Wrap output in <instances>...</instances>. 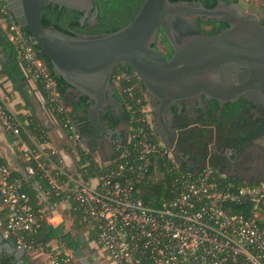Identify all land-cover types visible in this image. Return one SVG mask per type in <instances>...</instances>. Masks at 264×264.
I'll use <instances>...</instances> for the list:
<instances>
[{"label":"built area","instance_id":"1","mask_svg":"<svg viewBox=\"0 0 264 264\" xmlns=\"http://www.w3.org/2000/svg\"><path fill=\"white\" fill-rule=\"evenodd\" d=\"M248 1L264 9V0ZM4 30L20 51L25 73L40 81L52 110L68 130H63L59 144L35 143L33 148L22 137L26 129L17 114L0 104V123L12 136L10 143L37 163L58 199L53 204L40 198L34 207L22 190V180L12 178L13 170L0 164V230L6 239L13 237L17 247H27L26 234H36L43 226L59 227L66 220L64 212L74 211L86 229L85 251L99 264H264V180L236 187L208 158L202 168L191 166L174 176L169 202L159 208L147 206L137 197V185L148 174L153 156L172 160L173 169L179 163L154 135L150 104H143L142 93L135 103L139 117L131 120L137 128L122 141L116 139L113 150L105 155L87 148L81 142L85 136L78 121L68 116L71 109L32 40L24 37L18 24ZM91 149L93 157L86 159ZM82 157L84 164H80ZM69 158L75 161L73 167ZM25 170L29 176L35 174L33 167ZM89 234L96 239L90 242ZM72 252L56 244L47 255L50 264H79Z\"/></svg>","mask_w":264,"mask_h":264},{"label":"water","instance_id":"2","mask_svg":"<svg viewBox=\"0 0 264 264\" xmlns=\"http://www.w3.org/2000/svg\"><path fill=\"white\" fill-rule=\"evenodd\" d=\"M95 1L7 0V9L20 27L28 28L51 62L54 74L69 85L67 94L74 90L79 93L78 99L88 98L89 117L102 132L100 136L106 135L112 142L122 139L119 131L105 129L98 120L113 106H119L124 112L112 83L114 71L120 66L132 68L142 82L157 121L168 108L186 109L185 104L193 102L192 98L202 96L207 99L199 101L212 100L221 106L243 98L252 106L264 108V26L256 15L247 11L244 1L216 0L214 8H207L200 1L145 0L127 26L104 34L77 35L71 30L65 33L45 28L42 23L41 11L48 5L89 15ZM98 13L96 7L94 15L90 16L97 24ZM199 18L224 21L229 26L218 34L209 35L201 29ZM162 34L173 51L169 60L156 46ZM12 55L10 49L4 62L13 72ZM27 80L26 76L19 79V91ZM0 129L3 133L1 156L13 171L28 179L29 174L17 158L1 123ZM153 131L165 145L174 149L173 144L158 134L156 127ZM81 142L91 148L86 137H82ZM63 150L66 151L67 146H63ZM177 161L183 162L179 157ZM76 170L77 173L82 171L79 165ZM45 240L50 237L46 236ZM80 240L83 245L87 244L84 236ZM3 251L12 256V264H26L29 248L17 247L0 230V254ZM72 255L79 264H99L95 256H89L81 247L75 248Z\"/></svg>","mask_w":264,"mask_h":264},{"label":"trees","instance_id":"3","mask_svg":"<svg viewBox=\"0 0 264 264\" xmlns=\"http://www.w3.org/2000/svg\"><path fill=\"white\" fill-rule=\"evenodd\" d=\"M100 1V15L98 18L99 25L91 29L90 27H86L85 30L88 34H104L115 32L120 30L121 28L127 26L140 11L145 0H109L107 2L103 0ZM172 2H182V1H200L206 5L207 8H214L217 5L216 0H171ZM227 2H235L238 3L242 0H224ZM82 13L71 10L67 8H60L59 6L48 5L41 11V20L45 28H50L56 31H61L68 33V28L73 30L80 29V23L77 21ZM0 19H4L8 26H11L12 23L18 24L17 19L13 16V14L7 9V0H0ZM199 24L201 29L209 35H215L226 28H228V24L224 21H205L204 19L199 18ZM261 24L264 26V13L263 19L261 20ZM19 25V24H18ZM88 28V29H87ZM206 28H209L206 30ZM23 35L26 39L32 40V45L34 50L37 53L38 58H40L44 65L47 67L51 77L56 82V89L60 93L62 99L67 96V90L70 88L69 85L61 78L57 77L53 70L52 65L46 55L42 52L40 47L33 40L31 33L29 32L27 27H21ZM163 40L166 42L164 35L162 34ZM0 45L7 46L9 49L13 50V56L11 65L14 69L7 71V74L13 80L15 85L18 84L19 79L27 75L22 67V57L18 47L9 40L7 31L3 28H0ZM157 47L158 43L156 44ZM160 49V48H159ZM161 50V49H160ZM166 59H170V55H164ZM25 67V64H23ZM26 68V67H25ZM117 67L113 74L112 83L116 87V97L122 102L124 107V116L123 121L125 125L121 128V137L125 138V136L131 132L132 130L137 128V124H132L131 120L133 118L139 117L138 107L135 105L137 100L139 99V95L142 93L144 97L143 104H150L146 93L145 88L141 81L138 80L132 68L123 69V71L118 70ZM17 76V77H16ZM28 78L35 81L36 91L41 94L42 101L45 102L46 108L52 113L55 118L56 125L60 126L65 130L62 125L61 116L57 115L55 111L52 110V105L49 101V97L46 92L42 90L40 81L36 80L31 73H28ZM136 83H139V86L136 87ZM128 88H132L133 91H128ZM34 92V91H33ZM34 94V93H33ZM32 94V96H33ZM71 95L77 96L78 93L72 90ZM24 101L26 104V108L30 110L29 113L17 114L19 120L25 125V131L22 132V137L24 140L29 143L33 148H35V143H44V142H52L49 136L48 128L44 125V123L39 119L38 115L34 111V105L38 102L37 99H30L31 94L28 92H24ZM65 101V100H64ZM5 104V102L0 99V104ZM66 103V102H65ZM244 106L247 109H250L251 103H228L226 109L234 108V106ZM34 106V107H33ZM218 108V104L216 106ZM71 109L68 116L72 119L78 121L79 126L78 129L82 133H86L89 129V126H93V123L89 117V113L91 111L90 104L88 103V98L86 96H82L75 103L69 105ZM33 109V112L31 111ZM108 115H111L109 113ZM117 122L111 124L114 130L116 127L122 122L121 119L117 117ZM188 125H185V130L181 135L179 145L181 146L182 151L186 156H189V160L194 163V167L202 168L209 158L210 165L214 168H218L221 163V155L220 153L225 149L226 146H232L230 140H225L223 144H219L216 152L215 150H211V146L213 143H220V139H225V136L231 133V131L225 130V125L223 123L219 124V126L215 127L214 123L211 121L202 122L199 128H187ZM247 133L245 134V139L249 138L251 133L254 132L251 125H248ZM222 131H221V130ZM234 129V128H233ZM228 131V132H227ZM216 136H221L215 139ZM227 136V137H228ZM9 141L12 142V136L8 135ZM16 156L19 159L22 166L26 169L28 166L33 167L35 169V174L30 175L28 179H24L16 173L12 171V178L22 180V190L25 192L34 207H38L39 203L42 199H47L48 202L53 204L58 203V199L52 194L48 181L42 177L39 167L37 163L33 159H27L23 156L18 147H15ZM83 154V151L80 152ZM210 155V156H209ZM93 150L91 149L88 152V156L86 159H92ZM219 158V160H218ZM86 160L82 157L80 164H84ZM0 164H6L5 159L0 156ZM93 165H90V169L93 168ZM189 169H185L184 166L179 164L177 169H173L172 160L167 158H162L159 154L154 155L152 162L150 164V169L144 180H142L138 185V193L137 197L141 199L147 206L152 208H159L164 203L169 202L173 197V179L174 176L188 171ZM229 181L234 183L236 187L243 186L244 184H252V182L244 181L239 177H231L229 176ZM254 183V182H253ZM43 193L44 198L41 197ZM65 222L63 225L53 228L50 226H43L36 234H26L24 236V240L26 242V246L29 249H35L39 246L43 247L42 251L44 254L53 253V247L48 246L52 240L56 241V244L61 247L62 251L69 249L74 251L75 248L81 247L83 250H86V245L81 243L80 237L86 233V229L83 224H80L77 212L67 211L64 212ZM3 218V217H2ZM1 229V228H0ZM50 237V240H45V237ZM96 239L94 234L88 235V240L94 241ZM8 240H12L17 242L15 238L10 237ZM12 256L3 251L0 254V264H12ZM26 264L30 263L29 257H25Z\"/></svg>","mask_w":264,"mask_h":264},{"label":"flooded vegetation","instance_id":"4","mask_svg":"<svg viewBox=\"0 0 264 264\" xmlns=\"http://www.w3.org/2000/svg\"><path fill=\"white\" fill-rule=\"evenodd\" d=\"M105 2L109 0H103ZM247 11L256 15L260 21L263 19L264 9L260 6L246 3ZM98 7V16L97 21L100 15V1H95V8L90 12L89 15L82 14L77 21L80 23V29H71L77 35L88 34L87 31H83L86 27L93 29L99 24L95 23L90 16L94 15L95 9ZM84 20V22H83ZM99 22V21H98ZM2 28V27H1ZM88 29V28H87ZM158 46L163 52L164 55L172 56L173 51L169 47L167 41L163 40V37L160 36L158 40ZM123 69H129L125 66H120L118 70L123 71ZM79 95V93H78ZM77 95V96H78ZM193 102L185 104L186 109L181 110L180 107L172 106L168 108L166 113L162 118L156 120V115L152 112L151 109V118H152V129L156 127V130L160 136H162L167 143L173 144V148L165 145L163 141L156 136L166 147L169 149L177 161V157L181 158L183 162H178L180 165L184 166L185 169H189L194 165L189 160V156H186L179 145L180 138L182 133L185 130V125H188L187 128H199L202 122L212 121L214 126L217 127L219 124L223 123L225 125V130L231 131V133L225 136V139H220V143H213L211 150L216 152L219 144H223L225 140H230L232 146H226L225 149L220 153L221 163L218 168L223 170L227 176L231 177H243L247 182H261L264 180V108L251 106L250 109L244 106H234V108L226 109L228 103H248L249 101L240 98L236 102H228L225 105H219L217 103L209 100L199 101L198 99H207L206 97H195ZM78 99H76L77 101ZM119 100V99H118ZM120 104L122 102L119 100ZM250 103V102H249ZM188 106V108H187ZM151 108V105H150ZM181 110V111H180ZM171 111V113H170ZM125 112V111H124ZM124 112L121 111L119 106L110 107L109 110L102 113L98 120L104 126L105 129L114 130L111 124L117 122V117L123 119ZM111 113V115H108ZM174 114V115H172ZM125 125L124 121L116 127L114 131H121V128ZM248 125H251L254 132L251 133L250 137L245 139V134ZM234 128V129H233ZM221 130V129H220ZM222 131V130H221ZM228 132V131H227ZM93 124L89 126V129L84 136L88 139L90 147L98 150L101 154L105 155L108 152H111L113 142L106 136L102 135ZM121 134V133H120ZM228 136V137H227ZM221 137L215 135V139ZM118 141V140H117ZM61 142V141H60ZM59 142V143H60ZM58 143V144H59ZM246 147L242 152V148ZM78 153V150H76ZM70 166L75 165V161L72 158H69ZM219 160V158H218Z\"/></svg>","mask_w":264,"mask_h":264},{"label":"crops","instance_id":"5","mask_svg":"<svg viewBox=\"0 0 264 264\" xmlns=\"http://www.w3.org/2000/svg\"><path fill=\"white\" fill-rule=\"evenodd\" d=\"M7 26V24L4 22L3 19H0V28L3 29ZM9 48L4 45H0V99H2L5 102V105L7 106V109L15 114H23L29 113L30 110L26 108V104L24 101V92L30 93L31 98L30 99H39L33 107L35 113L38 115L39 119L44 123V125L48 128L49 136L51 138V141L54 144H58L60 141L63 140L65 133L63 129L56 125L55 118L53 117L52 113L49 111L48 108L45 106V102L42 101L43 99L41 97V94L38 93L35 89V81L28 78V75H25L28 79L21 91L17 89V85L13 83V80L10 78V76L7 74V71L10 70L9 68H6L5 64V58L8 55ZM13 56V55H12ZM11 56V61H12ZM10 61V64H11ZM6 69V70H5ZM34 91V92H33ZM34 93V94H33ZM33 94V96H32ZM76 99H78V96H73L68 94L64 97L65 102H76ZM33 109L31 110L33 112ZM119 131V130H117ZM120 132V131H119ZM2 131L0 129V136H2ZM243 181V177H240Z\"/></svg>","mask_w":264,"mask_h":264},{"label":"rangeland","instance_id":"6","mask_svg":"<svg viewBox=\"0 0 264 264\" xmlns=\"http://www.w3.org/2000/svg\"><path fill=\"white\" fill-rule=\"evenodd\" d=\"M242 1H244L245 3L252 4V2H249L248 0H242ZM208 29L209 28H206V30ZM48 246L55 247L56 241H51L50 243H48ZM42 248L43 247L39 246L38 248L35 249H29L27 253V257H29L31 264H50L49 255L44 254Z\"/></svg>","mask_w":264,"mask_h":264},{"label":"bare ground","instance_id":"7","mask_svg":"<svg viewBox=\"0 0 264 264\" xmlns=\"http://www.w3.org/2000/svg\"><path fill=\"white\" fill-rule=\"evenodd\" d=\"M66 105H68V104L66 103Z\"/></svg>","mask_w":264,"mask_h":264}]
</instances>
